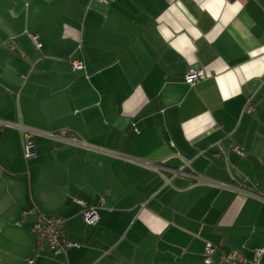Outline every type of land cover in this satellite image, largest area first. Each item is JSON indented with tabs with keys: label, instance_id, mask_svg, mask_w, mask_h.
Here are the masks:
<instances>
[{
	"label": "crops",
	"instance_id": "obj_1",
	"mask_svg": "<svg viewBox=\"0 0 264 264\" xmlns=\"http://www.w3.org/2000/svg\"><path fill=\"white\" fill-rule=\"evenodd\" d=\"M0 123V264H264V0H0Z\"/></svg>",
	"mask_w": 264,
	"mask_h": 264
},
{
	"label": "built area",
	"instance_id": "obj_2",
	"mask_svg": "<svg viewBox=\"0 0 264 264\" xmlns=\"http://www.w3.org/2000/svg\"><path fill=\"white\" fill-rule=\"evenodd\" d=\"M103 3H108L109 0H99ZM32 41L36 46L40 47L42 43L38 40L37 34H31ZM81 67V63L77 60L72 61V69L78 71ZM207 77V73L204 68L191 69L187 76L186 81L189 84H196L198 81ZM248 110H252L253 105L249 100L246 105ZM1 124V123H0ZM20 129L23 132L25 140V158L30 160L36 156V144L33 140V135L39 133L33 128H27L20 125ZM51 138H62L68 144H79L82 140L77 135L70 134L67 131L51 132L48 133ZM104 200H101L99 207L84 206L83 216L87 223L95 224L99 220L98 208L102 207ZM30 211L24 212L26 217ZM65 218L57 214L39 213L32 225V232L35 236V253H40L45 250H52L54 254L65 253L68 249L74 247L76 244L70 240L65 229ZM215 246L212 243H208L206 246V254L203 259V264H257L260 262L263 251L258 249L255 251L253 259H248L241 250H233L229 256H221L219 259H215L213 254ZM22 264H36L35 258L31 257L25 260Z\"/></svg>",
	"mask_w": 264,
	"mask_h": 264
}]
</instances>
